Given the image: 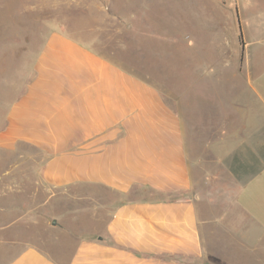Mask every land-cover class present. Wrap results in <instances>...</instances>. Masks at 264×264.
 <instances>
[{"label": "crops", "instance_id": "crops-1", "mask_svg": "<svg viewBox=\"0 0 264 264\" xmlns=\"http://www.w3.org/2000/svg\"><path fill=\"white\" fill-rule=\"evenodd\" d=\"M251 64L258 69L229 97L222 123H185L179 99L174 108L88 45L51 34L33 78L7 108L0 151L26 145L45 155L41 178L53 192L46 203L57 200V190L104 193L62 196L95 203L90 214L48 221L66 236L63 255L26 242L4 264H264V54ZM22 187L1 178L0 213L25 205L10 198ZM25 215L2 221L0 234L40 223L39 214Z\"/></svg>", "mask_w": 264, "mask_h": 264}, {"label": "rangeland", "instance_id": "rangeland-1", "mask_svg": "<svg viewBox=\"0 0 264 264\" xmlns=\"http://www.w3.org/2000/svg\"><path fill=\"white\" fill-rule=\"evenodd\" d=\"M53 33L88 45L147 81L174 108L176 100L182 101L185 123H222L223 110L231 107L229 97L250 85L258 69L251 62L264 54V0H0V128L9 104L33 78L38 50ZM46 159L26 145L19 152L0 151V181L23 184L10 198L25 202L15 214L0 213V224L16 215L40 217L36 227L24 221L13 227L15 234H0V264L26 242L49 244L56 255H63L66 236L59 228L53 231L48 221L63 220L73 211L90 214L95 203L61 201L62 196L95 200L103 192L95 186L72 189L67 196L57 190V200L46 203L53 193L41 178ZM8 168L20 171L2 175ZM37 186L38 196H32Z\"/></svg>", "mask_w": 264, "mask_h": 264}, {"label": "trees", "instance_id": "trees-1", "mask_svg": "<svg viewBox=\"0 0 264 264\" xmlns=\"http://www.w3.org/2000/svg\"><path fill=\"white\" fill-rule=\"evenodd\" d=\"M239 40H240V44L243 45V35H242L241 31H240V34H239Z\"/></svg>", "mask_w": 264, "mask_h": 264}, {"label": "water", "instance_id": "water-1", "mask_svg": "<svg viewBox=\"0 0 264 264\" xmlns=\"http://www.w3.org/2000/svg\"><path fill=\"white\" fill-rule=\"evenodd\" d=\"M52 224L53 225H56L57 224L56 220H53Z\"/></svg>", "mask_w": 264, "mask_h": 264}]
</instances>
